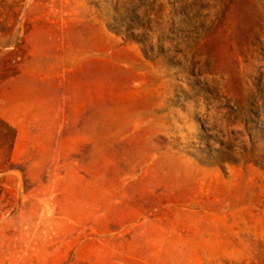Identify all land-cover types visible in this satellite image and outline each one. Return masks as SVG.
Returning <instances> with one entry per match:
<instances>
[{"label":"rangeland","instance_id":"374dc122","mask_svg":"<svg viewBox=\"0 0 264 264\" xmlns=\"http://www.w3.org/2000/svg\"><path fill=\"white\" fill-rule=\"evenodd\" d=\"M0 264H264V0H0Z\"/></svg>","mask_w":264,"mask_h":264}]
</instances>
